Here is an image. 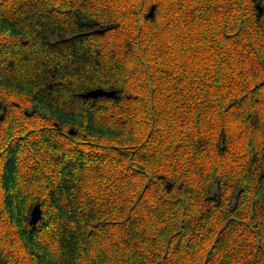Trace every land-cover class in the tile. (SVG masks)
<instances>
[{
  "label": "trees",
  "instance_id": "16d2710c",
  "mask_svg": "<svg viewBox=\"0 0 264 264\" xmlns=\"http://www.w3.org/2000/svg\"><path fill=\"white\" fill-rule=\"evenodd\" d=\"M0 264H264V0H0Z\"/></svg>",
  "mask_w": 264,
  "mask_h": 264
},
{
  "label": "water",
  "instance_id": "95a60500",
  "mask_svg": "<svg viewBox=\"0 0 264 264\" xmlns=\"http://www.w3.org/2000/svg\"><path fill=\"white\" fill-rule=\"evenodd\" d=\"M258 7L260 8V11H262L260 3H258ZM154 11H155V7H152L151 12H150L151 16L154 15ZM82 96L84 98H99L103 96L116 97V92L115 91H105L103 89H97V90L90 91L86 94H83ZM42 215H43V211H42L41 205L37 204L32 209L30 223L32 225L38 224L42 219Z\"/></svg>",
  "mask_w": 264,
  "mask_h": 264
},
{
  "label": "bare ground",
  "instance_id": "6f19581e",
  "mask_svg": "<svg viewBox=\"0 0 264 264\" xmlns=\"http://www.w3.org/2000/svg\"><path fill=\"white\" fill-rule=\"evenodd\" d=\"M97 90V89H96ZM104 90V89H103ZM93 91V90H92ZM90 92V91H89Z\"/></svg>",
  "mask_w": 264,
  "mask_h": 264
}]
</instances>
